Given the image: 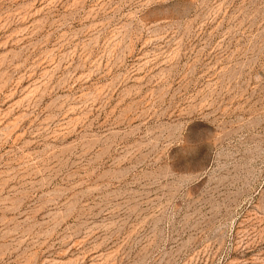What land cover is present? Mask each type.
<instances>
[{
  "label": "rangeland",
  "instance_id": "obj_1",
  "mask_svg": "<svg viewBox=\"0 0 264 264\" xmlns=\"http://www.w3.org/2000/svg\"><path fill=\"white\" fill-rule=\"evenodd\" d=\"M0 264H264V0H0Z\"/></svg>",
  "mask_w": 264,
  "mask_h": 264
}]
</instances>
